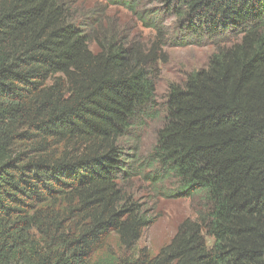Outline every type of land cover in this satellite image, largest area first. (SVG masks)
Here are the masks:
<instances>
[{"label":"trees","instance_id":"1","mask_svg":"<svg viewBox=\"0 0 264 264\" xmlns=\"http://www.w3.org/2000/svg\"><path fill=\"white\" fill-rule=\"evenodd\" d=\"M159 2L136 41L67 0H0V264H264V0ZM188 39L218 45L158 116L164 48ZM158 117L140 158L126 139ZM147 166L200 206L155 252L123 185Z\"/></svg>","mask_w":264,"mask_h":264},{"label":"rangeland","instance_id":"2","mask_svg":"<svg viewBox=\"0 0 264 264\" xmlns=\"http://www.w3.org/2000/svg\"><path fill=\"white\" fill-rule=\"evenodd\" d=\"M67 1L71 9L77 11L79 19H86L88 24L99 22L102 27L110 25V27L120 29V32L128 34L129 39L136 41H144L152 33L140 21L139 12L163 7L159 0H137L138 5L135 6L137 7L135 11L117 4L115 0ZM174 23L173 20H166L164 25L171 28ZM217 45L210 39H188L185 40L184 46L169 44L164 48L168 54V61L158 64L160 74L156 80V94L160 106L156 110L157 115L159 112L163 113L162 102L168 84L181 82L187 72L204 66L208 56ZM145 121L146 124L142 128L135 129L133 135L128 138L129 140L126 139L128 146L132 145L138 148V157L140 158L148 156L150 153L156 129L162 123L160 117ZM125 151L132 153L133 150L126 148ZM151 170L147 166L140 171H134L135 174L126 178L123 185L127 193L132 195L153 219V222L143 230L138 246L149 248L155 252L172 237L180 221L186 217H194L200 206L197 197H180L175 194L177 184L173 181L174 179L160 178L161 182L158 181V183H155L156 180H150Z\"/></svg>","mask_w":264,"mask_h":264}]
</instances>
